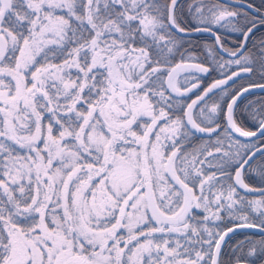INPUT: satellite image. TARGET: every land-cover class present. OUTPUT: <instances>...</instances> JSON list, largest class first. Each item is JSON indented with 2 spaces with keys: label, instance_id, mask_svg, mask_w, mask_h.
I'll list each match as a JSON object with an SVG mask.
<instances>
[{
  "label": "snow or ice",
  "instance_id": "obj_1",
  "mask_svg": "<svg viewBox=\"0 0 264 264\" xmlns=\"http://www.w3.org/2000/svg\"><path fill=\"white\" fill-rule=\"evenodd\" d=\"M0 264H264V0H0Z\"/></svg>",
  "mask_w": 264,
  "mask_h": 264
},
{
  "label": "trees",
  "instance_id": "obj_2",
  "mask_svg": "<svg viewBox=\"0 0 264 264\" xmlns=\"http://www.w3.org/2000/svg\"><path fill=\"white\" fill-rule=\"evenodd\" d=\"M221 2H224V3H226V2H230V0H221ZM251 2H253L254 4H256V5H259L260 4V2H261V0H251ZM231 36H234V34H230V38H231ZM206 39V37H197V38H194L193 39V43H200V44H203L204 43V40ZM244 237L242 236V235H238L237 237H236V239H243ZM231 243H235V239L233 240V241H231Z\"/></svg>",
  "mask_w": 264,
  "mask_h": 264
},
{
  "label": "flooded vegetation",
  "instance_id": "obj_3",
  "mask_svg": "<svg viewBox=\"0 0 264 264\" xmlns=\"http://www.w3.org/2000/svg\"><path fill=\"white\" fill-rule=\"evenodd\" d=\"M194 98V97H193Z\"/></svg>",
  "mask_w": 264,
  "mask_h": 264
},
{
  "label": "rangeland",
  "instance_id": "obj_4",
  "mask_svg": "<svg viewBox=\"0 0 264 264\" xmlns=\"http://www.w3.org/2000/svg\"><path fill=\"white\" fill-rule=\"evenodd\" d=\"M183 75V74H182Z\"/></svg>",
  "mask_w": 264,
  "mask_h": 264
}]
</instances>
